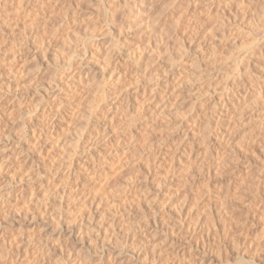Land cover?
Here are the masks:
<instances>
[{
  "label": "rangeland",
  "instance_id": "1",
  "mask_svg": "<svg viewBox=\"0 0 264 264\" xmlns=\"http://www.w3.org/2000/svg\"><path fill=\"white\" fill-rule=\"evenodd\" d=\"M210 1H206L208 5L202 2V5L195 8V0H150L145 6L143 18H139L137 12V16H130L131 9L127 8V0L126 3L124 0H0V64H2L0 85L1 83L7 85L6 83L13 81L15 88L17 87L14 89L13 86L9 93L3 89L5 86H0L3 87L2 90L0 89V112L9 111V108L13 110L11 114L6 113L7 116L5 120L2 119L3 123L0 127V165L2 163L12 166L11 170L0 175V190L9 185V182L11 184L10 179L16 173L19 174L16 180L26 176L23 185L27 186V196L20 198L18 204L17 202L13 204L16 205L14 216L7 218L0 215V264H27V262L28 264H71L74 251L75 255L79 251L82 253L80 250L82 244L89 248V245L95 246L97 242L99 246L103 243V254L100 255L105 256V264H121L120 259H111L108 254L110 251H114V254L124 253L123 233L127 231L131 234L136 232L135 237L141 240V247L144 246L143 243L145 244L143 255L137 264H177L178 260L180 261L178 264H211L213 261V264H264V0H226L228 2L226 5L224 3V6L218 0ZM214 2H218L217 5L220 6H216ZM204 5L207 8L211 5V8H208L210 12ZM36 11L40 13L37 14ZM181 13H184L183 17ZM54 30L57 33H54ZM48 33L50 35L47 36ZM46 36L48 40L44 38ZM100 42L101 44H98ZM45 45H49V51L46 53L43 51ZM78 46L79 51L70 62L71 72L68 70L70 66L68 64V66L62 65V70L55 69L58 64L56 61L59 64L65 63L68 50L71 52ZM69 47H72L71 50ZM109 48H114L115 52H111L112 56L108 54ZM114 54L117 55L116 58ZM114 60H118L117 64L121 62L125 65L120 64L128 74L138 69L140 74L138 72L136 76L135 73L134 76L129 75L133 76L132 78L140 75L141 86L137 92H133L132 86L130 90L117 91V94L119 92V95L121 94L119 97H123L120 98L121 106L125 108L128 104L131 109L126 115L125 112L118 119L110 120L107 105L115 94V89L110 87L108 76L113 68L110 64L116 65ZM137 61L141 63H137L139 66L135 64ZM103 66L109 71L105 72ZM64 67L68 68L65 70ZM81 67L84 72L90 71L87 77L88 83L82 84L83 87L79 88L75 99L70 102L66 95L70 88L78 83ZM72 72L78 78L75 82L66 79V74ZM15 74L17 81L14 79ZM101 74L105 76L101 77ZM164 74L169 76L168 82L171 80L169 84L166 83L167 78H164L166 76H163ZM242 79L247 82L250 89L256 92L262 91L263 95L259 102L257 101V105L246 107L251 109L252 116L258 115V117H252L246 109L250 116L248 118L252 120L248 122L249 120L246 119L243 123L240 121L242 123L240 124L237 121L238 116L229 118L230 115L229 117L225 115L226 118L238 122L233 123L237 125V129L234 131L230 129L233 131L229 133L233 136L229 135L232 141L228 145L230 148L220 145L224 148L216 152L217 155L213 152L215 157L209 156L214 161L210 172L208 166H205V169L197 167V162L194 161L195 171H189L188 181L182 183V175L178 174L180 170L176 167L177 173L166 188L170 191L168 190L167 194L156 193L155 189L161 184L164 174L169 171L167 170L171 162L169 158H172L176 146L181 142L179 137L181 136L182 139L188 133V127L194 121L205 122L207 117L212 118L213 115L220 117L218 105L215 107L213 105L224 101L223 99L231 101L238 86L244 83ZM236 83L237 86H234ZM155 84L163 85L160 86L161 90L163 93L168 92L165 93L168 94V98L162 93V96L159 95L162 101L151 102L149 90L156 87ZM22 85H25V88ZM145 88L148 93L144 92ZM18 93L20 94L16 96ZM58 103L62 107L66 105L62 110L58 130L51 131L44 126L48 119L56 117L54 111L58 109ZM93 111L94 114L91 113ZM147 117L148 120L152 117L153 119L145 124L143 120ZM226 118L224 123L228 121ZM97 120L101 123L98 124ZM40 125L43 126L40 131L42 135L36 137V133L35 138L34 134L32 136L33 129ZM106 126H109L107 130ZM219 127H213V130L218 132L219 129V132H222ZM201 129L203 128L200 126L198 129L200 132L197 133L201 138H195L197 146L200 144L202 146V143L198 144L202 140V132H205ZM96 130L100 131L103 137L105 136L96 145L97 147L93 148L100 150L101 160L93 164L94 160L91 159L86 167L88 173L85 171L83 174L84 158H86L83 153L84 151L86 153V145H89L87 141L96 135ZM19 141L30 146H28L29 161L21 165L20 163L23 162L14 163L16 161L14 159H18L19 155L16 156L14 148L12 149ZM214 141L219 145V142ZM159 150L163 151L165 157L169 156L164 159H169L168 165L167 162L160 166L157 162L155 164L158 165L154 164L156 160L154 157L151 159V156L155 153H151L155 151L158 153ZM71 151L74 152L72 155H76L73 158L75 166L72 169L73 173L67 177L69 168L63 166L58 174L57 166L61 161L66 160L67 156L72 158ZM228 152H231V155H227ZM223 156L226 157L225 160ZM78 157L80 160L77 159ZM218 159L224 160L222 161L224 164L229 163V165L225 164L227 166V168L224 166L225 170L215 168L220 164ZM77 166L82 170L75 169L78 168ZM91 168L98 173L95 178L88 175L90 170L92 171ZM64 188L74 195L71 193L72 195L62 196ZM145 196L150 200L155 197L153 199L155 202H160L159 205L164 204L165 209L169 211L168 214L172 216L168 217L169 215L164 214V219L172 218V224L176 218L177 223L184 221L186 227L189 223L193 228H195L193 224L200 225L194 231L197 232L195 235L198 236L199 244L196 250L197 256H194L196 259L194 257L176 259L171 254L169 257L166 254L168 248L163 242L164 238L153 237V229L144 227L140 213L128 217L127 204L135 198ZM59 197L65 198L62 205ZM147 199L144 204L150 201ZM98 201L101 203L97 209ZM82 211L83 213H80ZM92 212H95L93 213L95 219L92 217ZM88 214H91L92 218L87 217ZM82 215H86L85 221L81 220ZM57 219H60L61 223ZM222 219H225V224L222 223ZM93 222L96 223L97 229L101 230L100 233L97 229H93L96 228ZM81 224L84 230H80ZM189 227L187 229H190ZM70 228H75L76 238H71L66 233ZM80 231L84 232V239H80ZM47 244H49L48 248H52L49 249L52 253H44V258L41 257L42 254L39 257L35 255L39 254L37 252H42L41 247L46 248ZM36 248H40L39 251ZM86 248L85 251L82 250L85 252L84 255ZM204 248L207 250L205 253ZM70 252L73 253L69 255ZM202 255L208 256L207 259L204 260ZM72 260L74 264L75 260ZM97 261L98 258L94 257V262L91 263L90 260L85 263L97 264L99 262Z\"/></svg>",
  "mask_w": 264,
  "mask_h": 264
},
{
  "label": "bare ground",
  "instance_id": "2",
  "mask_svg": "<svg viewBox=\"0 0 264 264\" xmlns=\"http://www.w3.org/2000/svg\"><path fill=\"white\" fill-rule=\"evenodd\" d=\"M150 0H132V1H129V0H127V8L128 9H131V12H129V14H130V16H134V15H136V12H137V14H138V16L137 17H139V18H143V16H144V14H145V6H146V4H147V2H149ZM207 1V0H195V8H196V6H199V5H202V2L204 3V4H206V5H208L207 4V2L205 3V2ZM217 1V0H216ZM194 2V1H193ZM210 2H212V0L210 1ZM218 2H220V4L222 3L223 5L222 6H224V3H225V5H226V2H228V1H226V0H218ZM217 2V3H218ZM124 3H126L125 2V0H124ZM123 3V4H124ZM199 3H201V4H199ZM215 3V2H214ZM217 3H215L216 4V6H218L217 5ZM119 4V3H118ZM193 5H194V3H192ZM191 4V5H192ZM126 5V4H125ZM190 5V6H191ZM193 5L191 6V7H193ZM213 5V4H212ZM205 6V5H204ZM220 6V5H219ZM52 7V6H51ZM206 7V6H205ZM198 8V7H197ZM208 8H211V5H210V7L208 6ZM208 8L206 7L205 9L208 11ZM219 8V7H218ZM41 9V8H40ZM202 9V8H201ZM216 9H217V7H216ZM219 9H221V8H219ZM68 10V9H67ZM111 10V9H110ZM190 10H192L191 8H190ZM194 10V9H193ZM204 10V9H203ZM210 10H212V9H210ZM42 11V10H41ZM44 11H46V9L44 10ZM197 10H195V12H196ZM37 12V11H36ZM36 12H35V14L34 15H36ZM66 12V11H65ZM182 12V11H181ZM190 12V11H189ZM203 12V11H202ZM201 12V13H202ZM208 12H210V11H208ZM38 13H40L39 11L37 12V14ZM46 13V12H45ZM148 13V12H147ZM146 13V14H147ZM200 13V12H199ZM214 13V12H213ZM43 14V13H42ZM110 14V13H109ZM112 14V13H111ZM184 14V13H183ZM182 13H181V16L183 15ZM190 14V13H189ZM197 14H198V12H197ZM210 14V13H209ZM211 15V14H210ZM213 15V14H212ZM48 16V15H47ZM180 16V15H179ZM183 17V16H182ZM34 18V17H33ZM183 19V18H182ZM34 20V19H33ZM155 20V19H154ZM179 20L181 21V19L179 18ZM109 21H110V19H109ZM133 21H135V19H133ZM151 21V20H150ZM151 22H154V21H151ZM155 22H157L156 20H155ZM179 22V21H178ZM63 23V22H62ZM180 23V22H179ZM150 24V23H149ZM155 24V23H154ZM60 25H61V23H60ZM151 25V24H150ZM194 25V24H193ZM196 25V24H195ZM148 26V25H147ZM152 26V25H151ZM150 26V27H151ZM105 27V26H104ZM156 27V26H155ZM140 29H142V28H140ZM152 29H153V27H152ZM56 30V29H55ZM54 30V31H55ZM147 30V28H146V26H145V31ZM96 31V30H95ZM99 32V31H98ZM47 33V32H46ZM54 33H57L56 31L54 32ZM54 33H52V36H54L53 34ZM48 35H50L49 33L47 34V36ZM95 35V34H94ZM100 35V34H99ZM44 37V38H46V40H48L49 38L48 37ZM50 37V36H49ZM43 38V39H44ZM51 38V37H50ZM92 39V38H91ZM93 41V40H92ZM3 43V42H2ZM49 43V42H48ZM94 43H96V42H94ZM98 44H101V42L100 43H98ZM50 45V44H49ZM49 45H45L46 46V48L43 50V51H45L44 53H46V52H48L49 51ZM97 45V44H96ZM82 46V45H81ZM99 47V46H98ZM70 48H72V47H69V49ZM3 49V48H2ZM40 49V48H39ZM41 49H42V46H41ZM40 49V50H41ZM79 49V46H78V48L77 47H75V49L73 48V50H71V52H69V50H68V52L66 53V56L67 57H65L66 58V62L63 60V62H65V63H63V64H59V62L58 61H56L58 64L56 65V68L55 69H59V68H61L62 67V65H70V62H72V60H73V58H74V56L78 53V50ZM100 49V48H99ZM113 49L114 48H109L107 51L109 52L108 54H110V56H112V54H111V52L113 51ZM9 50V49H8ZM38 50V49H37ZM82 50V49H81ZM3 51V50H2ZM39 51V50H38ZM42 51V50H41ZM41 51L39 52V53H41ZM42 51V52H43ZM8 52V51H7ZM14 52V51H13ZM81 52V51H80ZM113 52H115V51H113ZM82 53L84 54V52L82 51ZM1 54V53H0ZM107 54V55H108ZM117 54V53H116ZM42 55H44V54H42ZM115 55V54H114ZM39 56V55H38ZM45 56V55H44ZM43 56V57H44ZM109 56V55H108ZM116 56L117 55H115L114 57L116 58ZM118 57H119V55H118ZM113 58V57H112ZM114 58V59H115ZM120 58V57H119ZM45 59V58H44ZM44 59H43V61H44ZM118 59V58H117ZM6 60V59H5ZM119 60V59H118ZM118 60H114L115 61V63H116V61L118 62ZM42 61V60H41ZM42 61V62H43ZM109 61V60H108ZM123 61V60H122ZM6 62V61H5ZM9 62V61H8ZM112 62H113V59H112ZM198 62V61H197ZM196 62V63H197ZM3 63V62H2ZM114 63V62H113ZM113 63H109L110 64V66H112L113 68L110 70L111 71V74L108 76V83L111 85H109L111 88H114L115 90V94H113V93H111V94H113V97L111 98V101L109 100V102H108V105H107V110H108V113L110 112V116L111 117H108V118H110V120H116V119H118V117H121L122 115H124V113H125V115L127 114V111H129L130 109H131V107L127 104V106H129V107H122L121 106V101H120V98L121 97H119L120 95H119V93L120 92H122V90H130V88H131V86L132 87H134V88H132V90H134L133 92H137V91H139L140 90V83H141V81H140V79H139V76H137L136 78L134 77V78H132L133 76H134V73H135V76H136V74L139 72V74H140V71L138 70V69H136L135 70V72H133V71H131V72H133V73H129L130 75H132L133 74V76L131 77L124 69H123V66H125V65H123L121 62H120V64H122V65H120V64H117L116 63V65L114 66V64ZM127 63V62H126ZM141 64V63H139L138 61L135 63V64ZM72 64V63H71ZM83 64V63H82ZM85 64V63H84ZM83 64V65H84ZM113 64V65H112ZM137 64V66H139ZM0 65H2V64H0ZM61 65V66H60ZM67 65V66H68ZM79 65H81V64H79ZM236 65V64H235ZM41 66V65H40ZM197 66V65H196ZM199 66H200V63H199ZM237 66V65H236ZM236 66H235V68H236ZM9 67H11V66H9ZM69 67V72H71L70 71V67H72L71 65L70 66H68ZM67 67V68H68ZM108 67V66H107ZM133 67H134V64H133ZM193 67H194V65H193ZM202 67V66H201ZM237 67H239V66H237ZM66 68V69H67ZM81 68H82V70H81ZM80 69H79V71H77V72H79L78 73V78H77V75H75V73L73 74V72L72 73H70V74H66V79H67V81H73V82H75V81H77L76 79H78V83L76 82V85H74V87H72V88H70V90H69V93H68V95H66L67 96V98H68V100H70V102H72L71 100H74L75 99V97H76V94L79 92V88H81V86H82V84H84V83H88V81H87V77H88V73L90 72H88L87 70L84 72V69H83V67H81ZM106 68V67H105ZM138 68V67H137ZM196 68V67H195ZM54 69V68H53ZM64 69H65V67H64ZM65 69V70H66ZM103 69H104V66H103ZM102 69V70H103ZM108 69V68H107ZM135 69V68H134ZM172 69V68H171ZM198 69V68H197ZM201 69V68H200ZM238 69V68H237ZM61 70H62V68H61ZM64 70V71H65ZM67 70V71H68ZM102 70H101V72H102ZM105 70V72H107V71H109V70H107L106 71V69H104ZM103 70V71H104ZM127 70V69H126ZM133 70V69H132ZM166 70V69H165ZM236 70V69H235ZM60 70H58V72H59ZM75 71V70H74ZM128 71V70H127ZM130 71V70H129ZM167 71V70H166ZM173 71V70H172ZM237 71V70H236ZM11 72V71H10ZM56 72H57V70H56ZM95 72V71H94ZM197 72V71H196ZM19 73V72H18ZM67 73V72H66ZM102 73H104V72H102ZM167 74L169 73L168 71L166 72ZM198 73V72H197ZM239 73V72H238ZM106 74H108V73H106ZM142 74V73H141ZM170 74H172V73H170ZM193 74H195V73H193ZM138 75V74H137ZM166 74H164L163 76H165ZM11 76V75H10ZM104 77L105 76V74L103 75V74H101V77ZM61 77V76H60ZM93 77V76H92ZM13 78V77H12ZM16 78H17V76H16V74H15V80H16ZM65 78V77H64ZM91 78V77H90ZM89 78V79H90ZM96 78V77H95ZM159 78V77H158ZM157 78V79H158ZM165 79L167 78V81H166V83L168 82V79H169V76L168 75H166L165 77H164ZM170 78H171V76H170ZM243 78V77H242ZM59 79V78H58ZM57 79V80H58ZM65 79V80H66ZM107 79V78H106ZM106 79H104V80H106ZM164 79V80H165ZM245 79V78H244ZM13 80V79H12ZM14 80V81H15ZM162 80V79H161ZM243 80V79H242ZM242 80H241V83H242ZM9 81V80H8ZM17 81V80H16ZM33 81V80H32ZM158 81H159V79H158ZM171 81V80H170ZM169 81V82H170ZM244 81V80H243ZM72 82V83H73ZM107 82V81H106ZM169 82H168V84H169ZM5 83V82H4ZM14 82L13 81H9L8 83H6L7 85H3V83H1L2 85H0V86H5L3 89L4 90H6L7 92H9L10 93V90L11 89H13V86H14V89H16L15 88V83L13 84ZM29 83H31V82H29ZM28 83V84H29ZM68 83H70V82H68ZM90 83V82H89ZM160 83V82H159ZM159 83H157V85L159 84ZM162 83V82H161ZM240 83V84H241ZM17 84H19V83H17ZM21 84V83H20ZM233 84H234V82H233ZM237 84L238 83H236V85H234V86H237ZM26 85V84H25ZM24 85V86H25ZM80 85V86H79ZM87 85H89V84H87ZM156 85V84H155ZM156 85V87L154 86L152 89H151V91L149 90V94H151V98H149L150 100H151V102H153V101H157L158 100V102L161 100L160 99V96L159 95H161L162 93H163V91L161 90V87L160 86H162L163 87V85H161L160 84V86H157ZM166 84H164V86H165ZM17 86V85H16ZM23 85H22V87H24ZM27 86V85H26ZM36 86V85H35ZM106 86V85H105ZM108 86V87H109ZM166 86H168V85H166ZM21 87V86H20ZM21 87V88H22ZM83 87V86H82ZM151 87V86H150ZM239 88H238V90H236L235 92H234V98L231 100V101H229V99H223L224 101H220L219 103H215L213 106L215 107V106H217L218 105V109L220 110H218L220 113H219V115H220V117H215L214 115H213V117L211 118V117H207V120H205V122H196V121H194V123H192L191 125H190V127H188L189 128V131H188V133H186L183 137H182V139H180V137H179V140L181 141H179L180 143H179V146H176V150H175V152L173 153L174 155L172 156V158L170 157L169 159H171L170 161V163H169V166L167 167V168H169V169H167V170H169V171H167V173L166 174H164V178H162V180H161V186L159 185L158 186V188L157 189H155L156 190V193L158 192V193H165V194H167L166 192H168V190L170 191V189L168 188V190L166 189L167 187H169V183L174 179V177H175V173H177V171H175V168L177 167V168H179V172H178V174H180V176L182 175V179H181V182L183 181H188V175H187V173L190 171V172H193L192 170H194L195 171V169H194V167H193V162L195 161V162H197V167H200V168H206L205 166H208V172H210V170L212 169V165H213V163H214V161H213V159L210 157L209 158V156H213V157H215L214 156V153H218L219 152V150H221V148H224V147H220V145H223V146H225V147H227V148H230V147H228V145L229 144H231V137L229 136V135H231V134H229V133H231V132H233L234 130H236L237 129V125L235 126V124L236 123H238L237 121H242V123L243 122H245V120L246 119H248L249 121L248 122H251V120L252 119H249L248 117H250L249 116V114L251 115V109L249 110V109H247L248 108V106L250 107V106H253V105H257L256 103H257V101L259 102V99L261 98V96L263 95L262 94V91H259V92H256L254 89L252 90V89H250V87H249V85L247 84V82H245L244 81V83H242V85L240 86H238ZM2 88H0L1 90H2ZM25 88V87H24ZM119 89H121L120 90V92L117 94V91L119 90ZM166 89H167V87H166ZM145 90H147L146 88L144 89V92L146 93L147 91H145ZM26 91V90H25ZM162 91V92H161ZM164 91H165V88H164ZM167 91V90H166ZM6 92V93H7ZM19 92V91H18ZM23 92V91H22ZM161 92V93H160ZM17 93V92H16ZM27 93V92H26ZM55 93H57V91L55 92ZM148 93V92H147ZM160 93V94H159ZM165 93H168V92H164L163 94L165 95ZM20 93H18V94H16V96H18ZM110 94V95H111ZM123 94V93H122ZM55 95V94H54ZM58 95H59V92H58ZM108 95V94H107ZM167 95V97L166 98H168V94H166ZM165 95V96H166ZM56 96V95H55ZM112 96V95H111ZM149 96V95H148ZM162 96V95H161ZM57 98H58V96H56ZM60 97V96H59ZM164 97V96H163ZM55 98V97H54ZM61 98V97H60ZM123 98V97H122ZM121 98V99H122ZM162 98V97H161ZM1 99V98H0ZM59 99V98H58ZM162 99H164V98H162ZM204 99V98H203ZM19 100V99H18ZM60 100V99H59ZM62 100H63V98H62ZM14 101V100H13ZM67 101V100H66ZM146 101V100H145ZM162 101V100H161ZM57 102V101H56ZM60 102V101H59ZM209 102H211L210 100H209ZM209 102H207L208 104H209ZM63 103V102H62ZM162 103V102H161ZM59 104L60 103H58V109L56 110V111H54L55 113H54V115H56V117L54 118V116L52 117V119H48L49 121L48 122H46L45 123V125L46 126H44V127H46L47 129H50L51 131H53V130H58L57 129V127H58V125L60 124L59 122H60V120H61V115H62V110H63V108L65 107V105L62 107V105L61 106H59ZM159 104V103H158ZM8 105V104H7ZM254 106V107H255ZM3 107V106H2ZM9 107V106H8ZM15 107V106H14ZM247 107V108H246ZM253 107V108H254ZM4 108V107H3ZM158 108V107H157ZM217 108V107H216ZM48 109H50V108H48ZM102 109V108H101ZM160 109V108H159ZM247 109V111L249 112V114H248V112L247 111H245ZM5 110H6V108H5ZM126 110V111H125ZM213 110V109H212ZM215 110V109H214ZM3 111V110H2ZM0 112V127L2 126V119H4L6 116H7V114L9 113V114H11V113H13V110L12 109H10L9 108V111H3V112ZM98 112H99V110H97ZM159 111V110H158ZM216 111V110H215ZM214 111V112H215ZM253 111V110H252ZM8 112V113H7ZM22 112V111H21ZM90 112V111H89ZM104 112V111H103ZM156 112V111H155ZM206 112V111H205ZM209 112H211V111H209ZM214 112H213V114H214ZM251 112V113H250ZM257 112V111H256ZM7 113V114H6ZM91 113H93L94 114V111L93 112H91ZM151 113V112H150ZM218 113V112H217ZM216 113V114H217ZM254 113V112H253ZM6 114V115H5ZM21 114V113H20ZM93 114H92V116H93ZM95 114H97V113H95ZM256 114V113H255ZM204 115V114H203ZM207 115V114H206ZM218 115V116H219ZM225 115H227V117H229V115L231 116V117H229V118H234V116H238L237 118L239 119V120H237L236 122L235 121H233L232 119H229V118H226L225 117ZM198 116V115H197ZM196 116V117H197ZM201 116H202V114H201ZM208 116V115H207ZM211 116V115H210ZM252 116V115H251ZM253 116H257L258 117V115H253ZM252 116V117H253ZM88 117V116H87ZM127 117V116H126ZM156 117V116H155ZM159 117V116H158ZM199 117V116H198ZM228 120L227 121V123H224V120H225V118ZM28 118V117H27ZM255 118V117H254ZM30 119V118H29ZM86 119H88V118H86ZM151 119H153V117L151 118ZM151 119H149L148 120V117L147 118H145L144 120H143V122L146 124H148V123H150V120ZM206 119V118H205ZM5 120V119H4ZM3 120V121H4ZM15 120H17V119H15ZM93 120V119H92ZM125 120H126V118H125ZM131 120V119H130ZM155 120H156V118H155ZM200 120V119H199ZM201 120H204V119H201ZM233 122H232V121ZM236 120V119H235ZM14 121V120H13ZM27 121V120H26ZM149 121V122H148ZM253 121H254V119H253ZM256 121V120H255ZM110 122V121H109ZM119 122V121H118ZM121 122V121H120ZM129 122V121H128ZM192 122V121H191ZM97 123L99 124V123H101L100 121H98L97 120ZM127 123V122H126ZM154 123V122H153ZM233 123H235L234 125H233ZM241 122H240V124H242ZM31 124V123H30ZM38 124V123H37ZM44 124V123H43ZM144 124V125H145ZM152 124V123H151ZM260 124V123H259ZM108 125V124H107ZM110 125V124H109ZM222 125H224V126H222ZM31 126V125H30ZM36 126V125H35ZM34 126V127H35ZM40 126H42V125H40ZM40 126L39 127H35L34 129H33V133H32V136H33V134H34V137L36 136V137H38V136H41L42 134L40 133V131H41V129H43V126L40 128ZM105 126V125H104ZM113 126H114V124H113ZM133 126V125H132ZM201 126V128H203V129H201V130H204L205 132H202V140H201V142H198V144H200V143H202V146H200V145H196L197 143H196V141H195V138L197 139H200L201 137H199L198 136V132H200L198 129H199V127ZM216 126L218 127V126H220L219 128H221L222 130H220V131H222V132H219V129H218V132L217 131H215V130H213V127H215L216 128ZM115 127V126H114ZM116 127H118L117 125H116ZM148 127V126H147ZM223 127H225V128H223ZM30 128V127H29ZM59 128V127H58ZM109 128V126H106V130ZM123 128V127H122ZM214 128V129H215ZM2 129V128H1ZM32 129V128H31ZM30 129V130H31ZM98 129V128H97ZM148 129V128H147ZM233 130V131H231V130ZM46 130V129H45ZM105 130V131H106ZM119 130V129H118ZM127 130V129H126ZM143 130V129H142ZM198 130V131H197ZM44 131V130H43ZM97 131V130H96ZM104 131V130H103ZM102 131V132H103ZM132 131V130H131ZM231 131V132H230ZM108 132V131H107ZM149 132V131H148ZM185 132H187L186 130H185ZM37 133V134H36ZM43 133V132H42ZM55 133V132H54ZM205 133V134H204ZM36 134V135H35ZM51 134H52V132H51ZM197 134V136L195 137V135ZM200 134V133H199ZM181 135V134H180ZM232 136V135H231ZM28 137V136H27ZM35 137V138H36ZM105 137V136H104ZM104 137H103V135H102V133L99 131H97V133H96V135H94L90 140H88L87 141V143H89V145L87 144L86 146H87V150H86V153H85V151H84V153H83V155L86 157V158H84V167H83V165L81 166V168L83 167V169H84V173L83 174H85V171L88 173V171L86 170V167H87V165H88V163H89V161L91 160V159H93L94 161H93V164L95 163V162H97L98 163V161H100L101 159H100V157L102 156V153L100 152V150H94L93 148L95 147H97L96 145L99 143V142H101L103 139H104ZM107 137V136H106ZM233 137V136H232ZM32 138V137H31ZM38 139V138H37ZM206 139V140H205ZM233 139V138H232ZM214 140H216L217 142H219V145H216L215 144V141ZM136 141V140H135ZM200 141V140H199ZM105 142V141H104ZM134 142V141H133ZM161 142H163V141H161ZM203 142H204V144H203ZM12 143V142H11ZM164 143V142H163ZM77 144H79V143H76V145ZM159 144V143H158ZM234 144V143H233ZM239 144V143H238ZM238 144H236V145H238ZM177 145H178V143H177ZM29 145L28 144H24V143H22V142H18L17 143V145L16 144H14V147H12V149L14 148V154L16 155V156H18L19 155V157H18V159L17 158H15L14 160H16L14 163H16V164H18L19 162H23V163H20V165L21 164H25V163H27V161H29V156H28V151H29V147H28ZM53 146V145H52ZM84 146V145H83ZM232 146V145H231ZM28 147V148H27ZM78 147V146H77ZM77 147H75V149H76V151H78L77 150ZM99 147V146H98ZM157 147H159V146H157ZM27 148V149H26ZM85 148V147H84ZM197 148V149H196ZM43 149V148H42ZM232 149V148H231ZM233 150V149H232ZM55 151V150H54ZM72 151H74V150H72ZM72 151L70 152L71 153V157L72 158H70L69 156H67V159L65 160H63V161H61L60 162V164L57 166V168H56V172L59 174L61 171H60V168L61 167H63V166H67V168H69V175L67 176V177H69L70 176V174L71 173H73V171L74 170H72L75 166L73 165V158H74V156L76 157V155H72L73 153H72ZM161 150H159V152L157 153V151H155V152H152L151 154H154V155H152L151 157V159H153V157L155 158V162H154V164L157 162L158 164H159V166L160 165H163V164H166L165 162H167V164L166 165H168V161H169V159H167V160H164L165 158H168L169 156L168 155H166V156H168V157H165L164 155H163V151H161ZM209 151H210V153L211 154H209ZM228 151H229V149H228ZM166 152H168V151H166ZM208 152V153H207ZM214 152V153H213ZM232 152V151H231ZM230 152V153H231ZM13 153V152H12ZM172 153V152H171ZM217 153L215 154V155H217ZM227 153V152H226ZM229 152H228V154L227 155H229L230 154ZM57 154V153H56ZM77 154V153H76ZM178 154H180V156L178 155ZM209 154V155H208ZM172 155V154H171ZM219 155V154H218ZM231 155V154H230ZM81 156V155H80ZM225 156H226V154H225ZM15 157V156H14ZM82 157V156H81ZM149 157H150V155H149ZM220 157V159H221V157H222V155L221 156H219ZM218 157V158H219ZM226 157H228V156H226ZM226 157L224 158V156H223V159L225 160L226 159ZM233 157V156H232ZM55 158V157H54ZM59 158V157H58ZM61 158V157H60ZM64 158V157H63ZM148 158V157H147ZM229 158V157H228ZM78 160H80V157H78L77 158ZM100 159V160H99ZM149 159V158H148ZM211 161H210V160ZM10 160V159H9ZM54 160V159H53ZM75 160H76V158H75ZM217 159H215V161H216ZM219 160V159H218ZM224 160H222V161H224ZM206 161H207V163H206ZM222 161H220L219 160V162L218 163H220L219 165L217 164V166L215 167V168H217V169H223L224 168V166H225V164L227 163V162H225V164H224V162H222ZM228 162H229V160H227ZM58 162V161H57ZM77 162V161H76ZM79 162V161H78ZM81 162H83L82 160H81ZM6 163V162H5ZM101 163V162H100ZM13 164V163H12ZM77 164H79V163H76V165ZM158 164H155V165H158ZM216 164V163H215ZM81 165V164H80ZM79 165V166H80ZM90 165V164H89ZM165 165V166H166ZM199 165V166H198ZM226 165H229V163H227ZM24 166V165H23ZM53 166V165H52ZM79 166H77L78 168H75V169H79L80 167ZM98 166V165H97ZM159 166H158V168H159ZM196 166H195V168H196ZM11 165H8V164H3L2 165V163H1V165H0V175L3 173V172H6V171H9V170H11ZM162 167V166H161ZM192 167H193V169H192ZM226 168H227V166H225ZM66 168V169H67ZM80 168V169H81ZM99 168V167H98ZM63 169V168H62ZM65 169V170H66ZM79 169V170H80ZM92 169V168H91ZM197 169V168H196ZM23 170V169H22ZM82 170V169H81ZM88 170H89V168H88ZM201 170V169H200ZM224 170H225V168H224ZM232 170V169H231ZM67 171V170H66ZM218 171V170H217ZM55 172V173H56ZM231 172V171H230ZM229 172V173H230ZM15 173V172H14ZM56 173V174H57ZM81 173H82V171H81ZM196 173V172H195ZM225 173V172H224ZM234 173V172H233ZM57 174V175H58ZM98 173H97V171L96 170H93L92 169V171L90 170V172H89V174L88 175H90V177L91 178H95L96 176H98L97 175ZM193 174V173H192ZM79 175H80V173H79ZM197 175V174H196ZM195 175V176H196ZM220 175V174H219ZM108 176H110V175H108ZM190 176H192V175H190ZM189 176V177H190ZM195 176H193V177H195ZM79 177V176H78ZM89 177V178H90ZM192 177V178H193ZM16 178H19V174L18 173H16L15 175L13 174L12 175V180L10 179V181H11V184H10V182H9V185H7V186H5L4 188H2L1 190H0V215H3L4 217H7V218H11L12 216H14V210L16 209L15 208V206L13 205V204H15V202H19V199L20 198H23V197H25V195L27 196V194H26V187L27 186H25V185H23L24 184V181L26 180L25 178H26V176H24L23 178L22 177H20V179L19 180H16ZM80 178V177H79ZM106 178V177H105ZM68 179V178H67ZM187 179V180H186ZM190 179V178H189ZM9 180V179H8ZM79 180V179H78ZM191 180V179H190ZM189 180V181H190ZM193 180V179H192ZM12 182H14V183H12ZM174 182V181H173ZM180 182V181H179ZM182 182V183H183ZM191 182V181H190ZM28 183V182H27ZM185 183V182H184ZM30 186V185H29ZM105 186V185H104ZM69 188V187H68ZM71 189V188H70ZM61 190V189H60ZM60 190H58V191H60ZM99 192V191H98ZM112 192V191H111ZM111 192H110V194H111ZM56 194H60L61 193V191H60V193H58V192H55ZM72 192L71 191H69L67 188H64L63 189V191H62V196H66V195H70ZM73 194V193H72ZM71 194V195H72ZM104 194V193H103ZM55 195V194H54ZM74 195V194H73ZM96 195V194H95ZM138 195H140V194H138ZM159 195V194H158ZM158 195H156V197L158 196ZM164 195V194H163ZM135 196V195H134ZM72 197V196H71ZM98 197V196H97ZM136 197H138V196H136ZM140 197V196H139ZM146 197V198H145ZM145 197H143V198H135V199H131L132 201H130L129 202V204H127L128 206H127V209H128V217L130 216V215H132V214H141L140 215V218H141V221L142 222H144V227L145 228H151V229H153L152 230V232H153V237L155 238V239H157V238H159V237H163L164 238V240H163V242H164V244L167 246V248H168V250H166V254L167 255H169V254H171L172 256L174 255L175 256V258L177 259H179V258H187V257H194V256H197L196 255V250H197V247H198V240H197V237L198 236H196L195 234L197 233H195L194 231H195V229H196V227L199 225L198 223H197V226H195L196 224H193V226L195 227V228H193V227H191L190 226V223H189V228L190 229H187L188 227H186V225L187 224H185V222L184 221H179L178 223H177V221H176V218H175V221H174V223L172 224L171 223V220H172V218H171V220L169 219V220H166L167 219V217H166V219H164L165 217V215H169L168 217H172L170 214H168L169 213V211H167L166 209H165V207L163 206V205H159V203L156 201L155 202V200H153V199H151L150 200V198L148 197V199H147V196H145ZM158 198V197H157ZM167 198V197H166ZM59 199H60V204L62 205V201H63V199H65V198H63L62 199V197H59ZM150 200V201H148V203L147 204H144L143 202L145 201V200ZM93 201H95V200H93ZM101 201V200H100ZM100 201H98V205H96L97 206V209H98V206H100ZM18 202L16 203V204H18ZM96 202H97V200H96ZM124 202V201H123ZM127 202V201H126ZM115 203V202H114ZM122 204H124V203H122ZM142 204H143V206H142ZM65 205V204H64ZM125 206H126V204H124ZM81 206V205H80ZM95 206V205H94ZM18 207V206H17ZM79 208V207H78ZM125 208V207H124ZM36 209V208H35ZM83 209V208H82ZM97 209H94V210H97ZM126 209V208H125ZM79 210H80V208H79ZM84 210V209H83ZM169 210V209H168ZM210 210V209H209ZM27 211V210H26ZM81 211V210H80ZM118 211V210H117ZM121 211H123V210H121ZM127 211V210H126ZM125 211V212H126ZM28 212V211H27ZM17 213V212H16ZM80 213H83V211L82 212H80ZM95 214V212H92V214ZM19 214V213H18ZM94 214H93V218H94ZM96 214H97V212H96ZM125 214V215H126ZM165 214V215H164ZM211 214V213H210ZM60 215V214H59ZM164 215V216H163ZM213 215V214H212ZM84 216H86V215H82V217H81V220L82 221H85L84 220ZM91 217V214L89 215L88 214V216L87 217ZM214 216V215H213ZM59 218H60V216H58ZM57 217V218H58ZM91 217V218H92ZM96 217V216H95ZM54 218L56 219V217L54 216ZM192 218V217H191ZM34 219V218H33ZM88 219H90V218H88ZM95 219V218H94ZM32 220V219H31ZM58 220V219H57ZM56 220V221H57ZM81 220H80V222H81ZM198 220V219H197ZM55 221V220H54ZM91 221V220H90ZM90 221H88V223L90 222ZM98 221V220H97ZM141 221H139V223L141 222ZM199 221V220H198ZM58 222L59 223H61L60 222V219L58 220ZM94 222H95V220H94ZM93 222V223H94ZM112 222V221H111ZM58 223V224H59ZM98 223V222H97ZM103 223V222H102ZM128 223V222H127ZM196 223V222H195ZM222 223L223 224H225V219H222ZM95 224V227H96V223H94ZM93 224V225H94ZM112 224V223H111ZM115 224V223H114ZM153 224V225H152ZM160 224V225H159ZM83 224H81L80 225V230H84V228H83V226H82ZM97 225H99V224H97ZM102 225V224H101ZM110 225V224H109ZM113 225V224H112ZM116 225V224H115ZM89 226V225H88ZM105 226V225H104ZM111 226V225H110ZM200 226V225H199ZM198 226V227H199ZM91 227V232H92V230L93 229H97V227L96 228H94L93 227V229H92V226H90ZM103 227V226H102ZM159 227H160V229H159ZM162 227V228H161ZM197 227V228H198ZM85 228H87V227H85ZM100 228V227H99ZM191 228H193V229H191ZM88 229V228H87ZM101 229V228H100ZM107 229V228H106ZM121 229V228H120ZM125 229V228H124ZM98 230V229H97ZM114 230V229H113ZM201 230V229H200ZM199 230V231H200ZM61 231V230H60ZM95 231V230H94ZM99 231V230H98ZM97 231V232H98ZM101 231V230H100ZM100 231H99V233H100ZM130 231H132V230H130ZM197 231V230H196ZM62 232V231H61ZM81 232V231H80ZM87 232V231H86ZM90 232V233H91ZM125 232V231H124ZM66 233L68 234V236L69 237H77L76 236V231H75V228H70V229H68V230H66ZM84 232L82 231L81 232V235H80V239H84L83 237H84V234H83ZM96 233V232H95ZM94 233V234H95ZM201 233V232H200ZM87 234H88V232H87ZM135 234H136V232L133 234H131L130 232H125V233H123V240L125 241V242H123V244L125 243V249H124V253L122 252H118L117 254H114L115 252L113 251H110L109 252V254H108V256L110 255L112 258L111 259H120V262H121V264H125L126 262L127 263H130V264H137V262L139 261V259L142 257V255H143V247H145V244L143 243V245L144 246H142L141 247V240H138V239H136V237H135ZM139 234V233H138ZM144 234V233H143ZM152 234V233H151ZM150 234V235H151ZM95 235H97V233L95 234ZM94 235V236H95ZM146 235V234H145ZM203 235V234H202ZM86 236V235H85ZM138 236V235H137ZM141 236V235H140ZM204 236V235H203ZM145 239V238H144ZM186 239V240H185ZM148 240V239H147ZM31 241V240H30ZM86 242V241H85ZM146 242V241H145ZM147 242H149V241H147ZM91 243H93V242H91ZM95 243V242H94ZM100 243V242H99ZM82 244V243H81ZM103 244V243H102ZM102 244L100 245L101 246V248L99 249V245H98V242L96 243V245L94 246L93 244V246L92 245H89V248H86L85 246H84V244H82V246H80V250H81V252L82 253H80V251L79 250H77V251H79V252H77L76 253V255H78V256H80L79 258H78V256H76L75 255V251H74V254H72L73 252H70V254L69 255H73V258H71V264H72V259H74L75 261H74V264H78L79 262H81V263H79V264H84L85 262H87V261H89L90 262V260H91V263L92 262H94V257H97L98 258V263L97 264H105V256L103 257V255H100V253L101 254H103V249H102ZM151 244H152V242H151ZM163 244V243H162ZM157 245V244H156ZM48 246H49V244H47V246H46V248H42L41 247V249L40 250H42V252H37V253H39V254H35V255H37L38 257H39V255H41V257L43 256V258H44V255L47 253H50L51 252V250L49 251V249H52V248H48ZM32 247V246H31ZM44 247V246H43ZM55 246H53V248H54ZM48 248V249H47ZM84 248H86V254L84 255V251H85V249ZM90 248H93V249H90ZM149 248V247H148ZM155 248V247H154ZM37 249V248H36ZM39 249H37L38 251H39ZM55 249H58V248H55ZM60 249V251L62 250L61 248H59ZM84 249V251H82ZM158 249V248H157ZM163 249V248H162ZM205 249V248H204ZM199 250V249H198ZM34 251V250H33ZM53 251V250H52ZM55 251V250H54ZM53 251V252H54ZM58 251V250H57ZM57 251H55L56 253H57ZM151 251V250H150ZM201 251V250H200ZM207 250L205 249V251L203 250V252L205 253ZM31 252V251H30ZM59 252V251H58ZM62 252V251H61ZM155 252V251H154ZM164 252V251H163ZM202 252V251H201ZM26 253V252H25ZM45 253V254H44ZM52 253V252H51ZM147 253V252H146ZM44 254V255H43ZM60 254V253H59ZM122 254H124V255H122ZM203 254V253H202ZM68 255V256H69ZM205 255V254H204ZM207 255V254H206ZM12 256V255H11ZM109 256V257H110ZM198 256H200L199 254H198ZM203 256V255H202ZM90 257V258H89ZM168 257V256H167ZM169 257H170V255H169ZM204 257V256H203ZM208 257V256H207ZM207 257L205 256L203 259L204 260H206L207 259ZM210 257H212V256H210ZM34 258V257H33ZM70 258V257H69ZM182 258V259H183ZM195 259H196V257H194ZM29 259V258H28ZM81 259V260H80ZM85 259V260H84ZM187 259H189V258H187ZM201 259V258H200ZM202 259V260H203ZM30 260V259H29ZM68 260V259H67ZM80 260V261H79ZM147 260V259H146ZM204 260H203V262H204ZM209 260H210V258H209ZM208 260V261H209ZM212 260V259H211ZM214 260V259H213ZM141 261V260H140ZM143 261V260H142ZM30 262V261H29ZM65 262H66V260H65ZM68 262V261H67ZM119 262V263H120ZM144 262V261H143ZM178 262H180L179 260H178ZM178 262H177V264H178ZM210 262V261H209ZM33 263V262H32ZM176 263V262H175ZM189 263V262H188ZM213 263H214V261H213ZM212 262H211V264H213ZM27 264H28V262H27ZM30 264V263H29ZM85 264H87V263H85Z\"/></svg>",
  "mask_w": 264,
  "mask_h": 264
}]
</instances>
